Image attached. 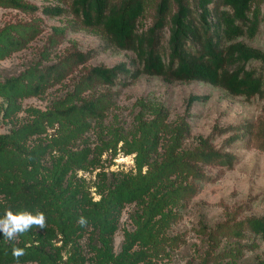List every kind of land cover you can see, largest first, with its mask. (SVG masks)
<instances>
[{"label":"trees","instance_id":"16d2710c","mask_svg":"<svg viewBox=\"0 0 264 264\" xmlns=\"http://www.w3.org/2000/svg\"><path fill=\"white\" fill-rule=\"evenodd\" d=\"M63 1L66 8H39L26 0H0V7L51 18L70 15L79 28L99 32L103 49L130 52L134 57L110 68L91 67L74 90L49 110L32 112L28 121L0 133V216L6 209L33 213L39 209L46 217L45 229L34 227L15 241L25 250L18 264H162L178 246L176 237L166 234L175 218L173 210L185 206L202 184L233 170L238 163L234 144L243 142L264 153V108L254 119L214 126L208 136H196L194 144L187 145L188 123L171 124L162 107H147L150 118L137 115L138 136L125 141L129 152L136 153L135 174L124 176L93 201L76 182L74 172L89 166V150L76 148L86 132L98 128L112 103L110 94H96L97 87H125L141 77H156L166 83L201 82L231 97L264 100V52L250 44L260 29L259 10L253 8V0H157L152 21L144 26L147 0ZM35 31L29 24L3 28L0 60L22 48L28 40L25 35ZM95 53L74 51L54 64L29 67L0 81L2 118L10 120L20 112V97L43 94ZM253 63L257 66H250ZM85 92L96 96L82 100ZM202 100L190 96L187 109ZM54 127L47 144L29 143ZM225 135L217 147L215 139ZM50 148H58L62 156L45 167ZM127 205L135 206L129 215L133 228L115 253L114 234ZM80 217L86 219V226L78 223ZM251 236L264 240V216L218 225L207 234L206 256L200 264L215 263L223 239L235 238L241 246ZM11 248L12 242L0 233V264H17Z\"/></svg>","mask_w":264,"mask_h":264},{"label":"rangeland","instance_id":"374dc122","mask_svg":"<svg viewBox=\"0 0 264 264\" xmlns=\"http://www.w3.org/2000/svg\"><path fill=\"white\" fill-rule=\"evenodd\" d=\"M156 1L146 2L144 26L152 21ZM26 2L39 8L49 5L67 7L63 0ZM252 6L259 10L261 23L257 36L250 44L264 52V0H253ZM19 24H29L36 31L34 35H25L28 40L22 48L0 60V81L17 76L29 67L54 64L74 51L93 50L96 53L84 66L48 87L43 94L20 97L21 110L10 120L3 119L0 113V133H7L13 125L28 121L32 112L49 110L56 101L74 90L91 67L103 65L110 68L129 62L134 57L130 52L103 49L99 32L79 28L70 15L51 18L40 12L24 13L0 7V31L6 26ZM55 29L59 31L55 32ZM96 94H110L112 103L107 106L98 128L92 127L86 132L82 144L76 148L89 150V166L74 172L76 182L93 201H98L101 194L113 188L124 176L135 174L136 153L129 152L125 141L131 142L132 138L138 136L135 118L141 113L145 119H149L150 107H162L167 122L171 124L177 125L182 121L189 124L191 138L186 141L187 145H193L196 136H208L214 126L228 127L254 119L264 108V100L231 97L221 89L201 82L166 83L156 77H141L125 87L119 84L114 87L98 86ZM95 96L85 92L80 98L86 100ZM190 96H200L204 100L187 109L186 102ZM55 128L30 138L29 143L47 144L55 134ZM227 136L216 138L214 144L220 147ZM232 150L238 156L233 170L224 172L211 183L202 184L197 195L185 206L173 210L175 220L167 225L166 234L168 238L176 237L178 246L173 247L169 256L161 261L162 264H200L206 251L207 234L215 227L245 216H264V153L247 148L243 142L234 144ZM60 156L62 153L58 148H50L44 166L48 167L50 160ZM146 169L144 167L143 173ZM210 172L212 175L217 173L215 169ZM134 210V205H127L122 211L118 230L114 234L115 253L120 252L124 234L133 228L129 215ZM241 246L236 244L235 238L223 239L214 264H257L264 261V240L251 236Z\"/></svg>","mask_w":264,"mask_h":264},{"label":"clouds","instance_id":"9594fccd","mask_svg":"<svg viewBox=\"0 0 264 264\" xmlns=\"http://www.w3.org/2000/svg\"><path fill=\"white\" fill-rule=\"evenodd\" d=\"M78 223L83 227L86 226L87 221L84 217H80ZM34 227L40 229L46 227L45 213L39 209L34 213L28 210L13 212L11 209H6L3 216H0V233L3 234L6 241L12 242L11 254L17 264L19 258L25 254V250L18 247L15 241Z\"/></svg>","mask_w":264,"mask_h":264}]
</instances>
